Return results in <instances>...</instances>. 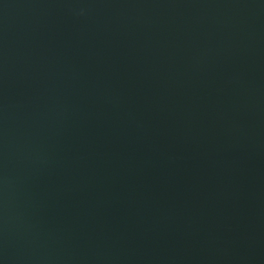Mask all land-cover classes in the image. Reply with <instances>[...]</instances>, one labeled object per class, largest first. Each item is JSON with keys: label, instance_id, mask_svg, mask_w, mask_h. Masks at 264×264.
<instances>
[{"label": "water", "instance_id": "obj_1", "mask_svg": "<svg viewBox=\"0 0 264 264\" xmlns=\"http://www.w3.org/2000/svg\"><path fill=\"white\" fill-rule=\"evenodd\" d=\"M0 264H264V0H0Z\"/></svg>", "mask_w": 264, "mask_h": 264}]
</instances>
